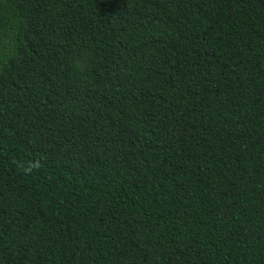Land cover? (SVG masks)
Segmentation results:
<instances>
[{
	"label": "trees",
	"instance_id": "16d2710c",
	"mask_svg": "<svg viewBox=\"0 0 264 264\" xmlns=\"http://www.w3.org/2000/svg\"><path fill=\"white\" fill-rule=\"evenodd\" d=\"M0 264H264V0H0Z\"/></svg>",
	"mask_w": 264,
	"mask_h": 264
},
{
	"label": "clouds",
	"instance_id": "9594fccd",
	"mask_svg": "<svg viewBox=\"0 0 264 264\" xmlns=\"http://www.w3.org/2000/svg\"><path fill=\"white\" fill-rule=\"evenodd\" d=\"M13 164L16 166L17 171L24 176L33 175L34 173L39 172L44 167L42 158L39 157L27 160H13Z\"/></svg>",
	"mask_w": 264,
	"mask_h": 264
}]
</instances>
